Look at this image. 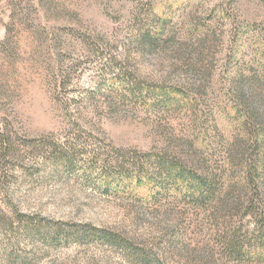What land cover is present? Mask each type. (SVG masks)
<instances>
[{
    "label": "rangeland",
    "instance_id": "374dc122",
    "mask_svg": "<svg viewBox=\"0 0 264 264\" xmlns=\"http://www.w3.org/2000/svg\"><path fill=\"white\" fill-rule=\"evenodd\" d=\"M155 155L218 198L151 185ZM237 194L264 205V0H0V264H264L226 252Z\"/></svg>",
    "mask_w": 264,
    "mask_h": 264
},
{
    "label": "trees",
    "instance_id": "16d2710c",
    "mask_svg": "<svg viewBox=\"0 0 264 264\" xmlns=\"http://www.w3.org/2000/svg\"><path fill=\"white\" fill-rule=\"evenodd\" d=\"M6 143H4V146L8 148V141L10 140L9 137H5ZM53 150L61 149V145L59 143H52ZM51 153V152H50ZM146 158V161L150 159V156L144 155ZM149 158V159H148ZM73 159L72 153H65L62 157H57L56 162L59 164H65V165H71ZM153 165V173L152 174H145L146 180L151 184L156 186L157 181H172L176 180L177 182L183 183L187 188L190 190V196L195 197L197 199L202 198H208L211 199L212 202H214L218 197L215 196V193L218 191L214 190L215 187H219V183H222L221 181V175L222 173L217 172H209L204 171L201 167V165H197L198 167H195L194 169L189 168V164L180 160L173 161L172 158H167L166 156H157L155 155V158L153 159V162H151ZM254 166H251L249 168L248 172V179H247V186L253 187L256 190L258 187H261V184L259 183V172H258V165L255 163ZM192 166V165H191ZM194 167V166H192ZM135 169V170H134ZM132 170V173H129L130 177H133V179L137 181H140L139 169L134 168ZM131 172V171H130ZM135 172V173H134ZM130 179V178H129ZM190 187L192 189H190ZM262 188V187H261ZM220 192V191H219ZM229 196L225 201L220 202L221 210H225L228 212H231V210L236 209L239 205H244L246 203V210L248 211L249 208L253 207L250 216L254 219L256 224H254V228H256L255 234H252L249 236L247 231L242 232V225L240 227H237V231H232L228 239L226 240V252L227 254H230L237 259H241L246 256H250V252H253L252 254L257 255L260 250H264V247H260L261 240L264 239V205L259 204L258 202L254 203V201H242L241 194ZM224 204V207L222 205ZM237 210V209H236ZM236 212V211H234ZM90 227V226H89ZM92 229V236H97L96 234H99L100 240L103 241L105 244H108L110 246H124V242H126L124 239L121 238L120 235L111 232V231H104L99 230L95 227H90ZM257 235L258 237H255ZM254 237V238H253ZM250 240H253L255 249L253 251H250V249H245V244H249ZM257 244V245H256ZM257 246V248H256ZM262 246V245H261ZM122 248V247H121ZM263 248V249H262ZM140 258V260L150 262L152 261V255H146L145 253H139L136 254ZM261 256L260 254L258 255Z\"/></svg>",
    "mask_w": 264,
    "mask_h": 264
}]
</instances>
